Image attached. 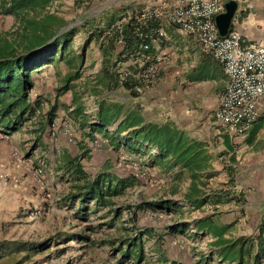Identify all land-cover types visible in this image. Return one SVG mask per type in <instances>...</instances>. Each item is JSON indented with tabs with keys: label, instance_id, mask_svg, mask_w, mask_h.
Returning a JSON list of instances; mask_svg holds the SVG:
<instances>
[{
	"label": "trees",
	"instance_id": "16d2710c",
	"mask_svg": "<svg viewBox=\"0 0 264 264\" xmlns=\"http://www.w3.org/2000/svg\"><path fill=\"white\" fill-rule=\"evenodd\" d=\"M64 1L0 0V14L10 15L15 20L10 29L12 32L9 30L0 34V130L3 133L11 134L39 113L41 104L31 100L30 93L35 87L34 74L39 73L44 66L56 65L61 60L68 65L59 92L67 90L70 82L80 76L79 68L84 53H76L72 47L73 36L78 29H85L86 43L93 41L101 54L95 91L110 92L121 86L131 95L137 96L134 87L140 83V79L134 75L142 67L155 62L154 46L143 50L142 45L151 41L154 30L161 26L160 20L149 18L138 21L133 14L135 9L127 7L115 8L112 13L103 10L89 15L94 0H73L75 14L73 18L66 19L56 7ZM76 17L81 23L65 28ZM117 21H120L119 25H116ZM119 39L123 40L120 51L117 50ZM136 55L143 61L142 67L136 62L130 64L131 76L121 79L118 66ZM112 109V104L100 102L98 128L104 129L109 124ZM54 111L55 107L51 106L44 117L52 121ZM44 127V124L41 125L40 131ZM127 127L126 121L123 122L120 131ZM104 136L114 151L130 148L127 136L121 138L107 132ZM64 165V171L69 174L66 179L68 188L60 199L72 209V215H61L56 219L52 212L55 226L39 237L0 239V261L5 260L3 264H40L58 257L59 264H73L76 257L72 255L74 250H82L85 255L103 248L107 256L92 264H183L168 260L158 238L157 243L154 242L149 248L158 258H149L147 252L150 251H146V244L157 233L153 228L142 227L137 223V210L178 215V219L164 227L170 235L186 234L193 229L190 234L192 237L200 233L211 236L207 243L208 252L200 258L202 264H262L264 260L263 228H258L256 236H225L233 223H220L216 214L218 205L229 198L222 191L206 190L211 177L210 166L196 164L180 169L189 179L181 199H174V194L178 192V186L175 185L170 194L159 193L150 199H140L139 202L123 206L119 205V199L139 183V174L130 172L121 175L115 171L113 162L105 160L93 175H88L78 155L68 157ZM181 172L176 174V179L180 178ZM42 173L40 166L33 168V174L41 181ZM231 181L232 177L229 176L228 182ZM204 206H210L214 214L191 220L181 217L184 210H198ZM124 210L128 212L126 219H122ZM37 212L31 211L33 214ZM91 217L97 220L96 224ZM116 228L117 232L114 233ZM109 230L113 232L107 234Z\"/></svg>",
	"mask_w": 264,
	"mask_h": 264
},
{
	"label": "crops",
	"instance_id": "0c3cea01",
	"mask_svg": "<svg viewBox=\"0 0 264 264\" xmlns=\"http://www.w3.org/2000/svg\"><path fill=\"white\" fill-rule=\"evenodd\" d=\"M164 1L119 0L116 7L145 10L160 8ZM236 1L238 8L230 29L241 33L244 46L264 39V0ZM163 11L169 14L167 8ZM161 27L166 35L160 46H154L153 62L159 67V76L149 88L137 92V96L121 86L110 92L95 91L100 63L94 86L82 82L86 84V87H80L86 89L82 94V90H73L69 84L71 105L62 108L76 124L82 125L80 133L100 138L99 147L104 156L100 165L105 160H110L116 167L123 165L127 172L121 175L134 173L132 168L139 166L158 178L165 176L163 181L178 183L189 182L181 168L196 164L212 167L206 190L222 191L229 198L218 205L216 214L226 216L223 220L218 219L220 223H233L225 236H256L261 227L264 239V95L255 101V119L240 134L229 132L217 120L219 95L228 80L222 64L195 36L180 32L168 18L161 21ZM59 90L56 93L67 91ZM85 95L93 100L94 107L82 102ZM103 101L112 104L113 115L109 124L100 129L97 126L98 110ZM52 106L57 110L60 103ZM125 121L128 127L120 131ZM105 132L121 138L127 136L130 148L114 151ZM88 139L83 138V141ZM73 156L76 155L71 153L68 157ZM180 172L182 175H177L180 178L176 179ZM229 176L231 182H228ZM156 194V191L150 193L151 196Z\"/></svg>",
	"mask_w": 264,
	"mask_h": 264
},
{
	"label": "rangeland",
	"instance_id": "374dc122",
	"mask_svg": "<svg viewBox=\"0 0 264 264\" xmlns=\"http://www.w3.org/2000/svg\"><path fill=\"white\" fill-rule=\"evenodd\" d=\"M119 0H100L93 4L89 9V15H94L107 10L112 13L117 8ZM73 0H65L62 4H57L58 12L62 13L66 19L73 18L75 10L72 8ZM14 18L10 15L0 14V34L9 31L14 23ZM81 23L79 18H75L74 24ZM72 40V47L76 53L83 52V63L79 68V77L71 81L72 88L78 89L82 94L86 89L82 82L92 83L101 63V54L93 41L86 43L85 29H78ZM12 32V30H10ZM83 49V51H82ZM68 70V65L64 60L57 62L51 67H43L39 73L34 74L35 87L30 93L31 100L38 101L41 106L39 113L30 121L22 125L18 130L11 134L3 133L0 130V239L26 238L29 236H41L49 232L55 226L54 216L57 219L61 215H72V209L61 202V196L68 188L67 172L64 171V164L71 153L73 155L82 154L81 162L88 175H93L100 166L103 159L101 142L97 136L80 133L82 127L76 124L75 120L62 106L71 105L69 89L61 94L56 93L61 88L62 76ZM55 74V75H54ZM94 86V85H93ZM89 87V86H88ZM71 89V88H70ZM72 90V91H73ZM89 95V94H88ZM86 96V95H85ZM82 99L88 107H94L93 100ZM60 103V107L54 111V118L48 121L44 117L52 104ZM45 125L44 130L40 131V126ZM71 132L73 135H71ZM83 141V138H88ZM97 139V140H95ZM86 154V155H85ZM40 166L43 170L42 181L33 174V168ZM145 167L136 166L132 168L139 174V183L129 189L119 199V205L134 204L140 199H150L151 192L170 194V190L177 185L178 192L174 194V199H181L187 189L188 182L180 181L171 183L163 181L153 173L148 172ZM115 171L119 174L127 172L123 165L115 166ZM34 207V209H31ZM45 210V212H43ZM31 211H39L31 213ZM213 211L208 206L198 210H184L183 217L186 220L205 216ZM137 223L142 227H150L156 230L155 235L146 244L147 255L151 260L158 258L151 248L157 238L160 241L161 249L166 254L168 260H177L183 264H202L200 258L208 252L207 243L210 236H190L192 229L186 234L170 235L165 232L166 224H171L173 220L179 218L178 215L162 212H151L149 210H137ZM128 217V212L123 211L122 219ZM224 214L219 215L218 219L223 220ZM94 220V224L97 220ZM192 227V225L190 226ZM107 230V229H105ZM109 232H113L109 230ZM117 232V228L114 233ZM159 235V236H158ZM157 243V242H156ZM73 264L89 262L92 264L100 261L107 256L106 249H98L87 252L83 255L82 250H74ZM80 256V257H79ZM93 258H95L93 260ZM60 257L52 258L40 264H59ZM214 260L216 257L214 256ZM5 260H1L3 264ZM41 261V260H40ZM214 264V262H209Z\"/></svg>",
	"mask_w": 264,
	"mask_h": 264
},
{
	"label": "built area",
	"instance_id": "2783aa9c",
	"mask_svg": "<svg viewBox=\"0 0 264 264\" xmlns=\"http://www.w3.org/2000/svg\"><path fill=\"white\" fill-rule=\"evenodd\" d=\"M228 0H166L160 8L135 10L138 21L149 18L160 20L168 18L182 33L195 36L198 42L218 60L227 75V83L219 95L217 120L221 126L233 134H240L255 119L257 111L255 101L264 95V39L243 45L242 35L236 29H229L225 36H220L215 16L224 11ZM164 8L169 14L164 13ZM117 21L116 25H119ZM163 27L154 30L150 42L142 45L147 50L150 45L160 46L165 38ZM123 47L119 39L117 50ZM143 61L136 55L120 64L117 68L121 79L131 76L129 65ZM140 79L134 90L138 93L149 88L159 76V67L153 63L141 68L134 75Z\"/></svg>",
	"mask_w": 264,
	"mask_h": 264
},
{
	"label": "water",
	"instance_id": "95a60500",
	"mask_svg": "<svg viewBox=\"0 0 264 264\" xmlns=\"http://www.w3.org/2000/svg\"><path fill=\"white\" fill-rule=\"evenodd\" d=\"M224 11L215 16V23L220 36H225L231 27L233 18L238 8V2L236 0H228L224 4ZM70 23L65 28L72 26ZM61 32V30L59 31Z\"/></svg>",
	"mask_w": 264,
	"mask_h": 264
}]
</instances>
